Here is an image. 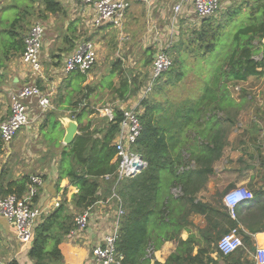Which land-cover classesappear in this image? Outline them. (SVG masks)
<instances>
[{
	"label": "trees",
	"instance_id": "trees-1",
	"mask_svg": "<svg viewBox=\"0 0 264 264\" xmlns=\"http://www.w3.org/2000/svg\"><path fill=\"white\" fill-rule=\"evenodd\" d=\"M253 4L261 8L263 16H253L247 25L238 28L226 40L224 36L228 22H214L209 17L201 21L199 30H194L199 47L203 48L201 55L212 53L218 45L222 52H218V66L212 86L203 91V97L192 110L183 109L178 117L164 122L161 118V103L155 101L151 104L148 99L141 102L144 108L139 115L141 131L131 150L141 156L146 166L136 175L119 179L117 174L119 160H115L114 141L123 119L122 111L113 109L112 119L108 121L104 117L105 126L99 130L97 127L92 128L94 120L88 116L97 112L90 108L89 103L85 102L82 106V98L70 101V118L77 122L79 133L62 148L58 179L66 177L77 192L72 194L69 202L61 200L58 207L40 217L36 223L28 249V257L34 264H61L60 245L76 230L75 217L91 209L101 198L112 196L113 192L120 198L124 210L115 244L116 251L123 257L120 264H149L153 252L166 241L176 245L163 264H254L249 259L255 250L250 235L240 234L243 247L235 252L223 255L218 251V240L237 223L221 204L220 198L214 202H202L196 196L212 175L213 163L222 156L228 136L226 130L237 123L236 115L232 116L230 109L233 105L236 110L242 108L240 103L233 104L231 97H228L227 87L221 86L219 82L244 81L248 77L257 78L264 74V0H255ZM64 13L65 9L59 0H10L0 8V87L5 79V62L20 57L24 50V28L29 19L33 16L46 19L48 15ZM75 28L70 23L67 31L74 32ZM64 42L68 45L64 52L70 53L78 41L75 42L73 37L66 34ZM260 52H263V58L257 59ZM56 58V66H59L60 54ZM176 64L181 65L174 58L172 65ZM117 69L114 64L111 74ZM68 75L73 76L71 79L75 81L72 88L74 92H84V98L88 99L95 92V88L89 84L79 87L86 80V74L73 71ZM182 76L183 72H178L177 80ZM105 85L121 101L136 95L142 88V85L136 84L135 78L127 76H121L118 85L112 81ZM219 112L225 118L219 119ZM54 116L53 110H49L45 116V121L52 118L49 119L50 131L44 137L55 144V131L61 123ZM175 126L184 132L193 129L194 135L185 133L182 140H176L172 137ZM199 140L202 144L198 145V149H186L185 144L180 145L185 149L184 152L172 145L184 141L188 146V143H199ZM191 162L194 163L193 167L190 166ZM8 179L6 172H1L0 198L9 194L22 197L32 184L30 174ZM173 188H180L181 194L175 196L171 192ZM39 195L40 188L33 197V205ZM249 206V215H264V190L256 192V200L249 202ZM193 215L202 216L204 221V226L198 228L196 233L189 228L193 224ZM183 230L189 233L185 240L180 236ZM154 264L159 262L155 261Z\"/></svg>",
	"mask_w": 264,
	"mask_h": 264
},
{
	"label": "crops",
	"instance_id": "crops-1",
	"mask_svg": "<svg viewBox=\"0 0 264 264\" xmlns=\"http://www.w3.org/2000/svg\"><path fill=\"white\" fill-rule=\"evenodd\" d=\"M59 1L64 7L65 12L70 19L69 21L77 20V18L69 14V12H76L78 17L86 15L90 16V19L85 21L89 31H93L99 28L91 26V19L93 16L92 6H87L79 0L80 3L83 5L79 3L80 8L77 9L76 0ZM222 1L223 2L221 3L220 10L215 14L214 18L215 21L218 23L228 22L226 27L233 26L234 24L237 26L240 25V27H242L244 25H247L249 23V19L253 16H263L261 14V8L257 7L256 5L254 6L253 3L255 0ZM130 2V7L133 4H141L135 1ZM186 7L187 9H185L182 13H192V9L190 8V6ZM54 21H56L55 17L50 20V23L54 24ZM201 21L198 22V25H201ZM61 22L64 23V19ZM124 22L125 15L123 24ZM237 26L233 28V31L237 28ZM66 27H68V25L66 26L65 23L64 28ZM103 27L105 31H107L108 28L111 29V27L113 26L105 24ZM96 31L99 34L97 38H100V36L104 34V32L101 30ZM262 45L264 47V39L262 40ZM95 47L97 51V46L95 45ZM163 50H166L167 52L168 47ZM68 54V52L64 51L60 53V55L63 56L62 66L64 65V58ZM256 58L262 59L263 52H260ZM151 66L152 67L150 74L152 73L153 69V65ZM8 67L6 68L8 69ZM11 68L12 72L7 71V73H4L5 79L2 86L0 87V94L6 92V96L2 102L5 105H0V123L3 122L10 113L11 95L26 83L34 82L35 85L42 92V95L47 96L50 101V104L47 107L40 106L39 98L36 96L31 97L29 99H25L23 101L25 103V106L27 107V112L29 116L28 124L20 129L23 130L19 138V150L23 151L20 159L21 161L25 159L24 162L21 163L23 167L30 169V167H26L27 164L36 161L35 157H38L37 155L35 156V153H33L31 150V147L33 145L31 137L37 138L38 135L40 136L41 133H44L45 136V134L50 131L49 119L52 117L45 121L46 114H43L47 113L53 108L61 112L60 115H57L56 117L54 116L56 120L58 119L61 121V125H59L57 127V130L55 131V135L57 138L55 142L57 143L54 144V141H52V143L48 140V142L50 143L49 145H51L54 150L53 155L49 157L47 162L44 161L40 164H37L33 169L35 172H32L30 174L31 177L39 175L43 180V184L40 187V195L38 201L35 204V206L41 211L40 217H42L54 209V203L56 201L60 202L61 200L65 199L67 202H69L72 194L77 192V189L69 184V181L66 177L58 179V161L60 159V153L62 152V148L65 146V144L62 142V139L65 135L64 124H66V122L71 119L70 110H68L69 103L70 101L82 98L81 105L83 106L85 102L87 103L88 97L84 98V92H74L72 88L73 85H75V81L73 80V78L71 79V77L73 76H70L68 74L64 79H57L55 82L52 83L54 85L50 87L45 77L43 67L42 71L38 75L32 76L27 73L26 68L21 64V62L19 68L14 66H11ZM54 72H56V70ZM88 76L89 75L87 73L86 80L82 84H79V87H84L85 85H88L90 83ZM37 81H39V86L36 84ZM9 83H12L13 85L11 86V89H7L9 87ZM219 84L221 86L225 85L227 87L228 97H231V99L233 100V104L240 103L242 105V108L239 111L235 109L234 105L231 109L230 107H228V110L230 109V111L232 112V116L236 115L235 118H237V123L235 126H232L226 130L228 136L225 139V145L222 151V156L213 163L212 175L209 177L206 186L202 188L196 196L197 200H200L202 202H214L220 197L221 204L227 210V207L223 202L224 194L229 189L239 185H243L248 188L253 193V199L242 201L237 205V207L235 208V221L237 223L236 227H238L240 234L250 235L254 240L256 248L257 245H264V215L258 214L251 216L248 214V208L250 207L249 202L253 203L256 200V192L258 190H264V74L257 78L251 76L244 81L238 82L220 81ZM45 87L47 88V90H45ZM93 87L95 88V95L94 93H91V95L93 94L94 96H96L97 92L101 91V88H103L102 85H99L98 87ZM104 87L105 89H107L106 86ZM141 90L143 89L141 88ZM139 92L136 95L128 97L126 101H121L119 98H117L118 108L128 109L134 107L138 101ZM107 109L111 110L109 108ZM102 110L100 111L101 116H103ZM37 111L39 112V114H41V118H39L37 113H35ZM92 116L93 115H89L88 117L92 118ZM223 116L224 114L222 112L218 113L219 119ZM223 118H225V116ZM44 123L48 127L46 130L42 129ZM104 126L100 125L98 127L96 126V122H94L92 128L97 127L100 130ZM168 129L171 128L169 127ZM185 133H187V135L190 133L192 134V136L194 135L193 129L190 128L185 130L184 135ZM0 142L2 145L8 146L11 141L9 143H4L0 137ZM196 143H198V141ZM199 143H202V141L199 140ZM1 144L0 153L1 151H4V146L2 148ZM179 149L182 152L185 151V149H182V146L176 148V150ZM183 155H185V153ZM190 166L193 167L194 163L191 162ZM188 168L189 166L186 167V169ZM23 174L29 173L17 171L15 172L14 176L9 179L14 180ZM210 181H212V183H209ZM216 189H220L219 194H215ZM171 192L176 196V194L180 193V188H173ZM116 203V200L111 195H109L101 198L91 209H89V222L87 228L80 231H73L61 243V264H98L95 257L93 256V248L97 244H99L105 231L109 228L117 209ZM191 219L193 224L189 225V228L193 233H196L198 228L204 226L203 217L200 215H193ZM188 234V231L183 230L180 236L183 240H185ZM175 245L176 244L172 241L164 242L157 251L153 252V257L152 259H150L149 264H154L155 261L159 262V264H163L166 258L174 251ZM29 247L30 246L21 247L20 243L17 240L14 225L11 222L7 221L0 214V254L3 253L5 256H7L5 258L6 261L4 264H8L11 261H15L17 262V264H34L33 260L28 257ZM196 249L197 248L195 247L194 253L196 252ZM1 259L2 256H0V261ZM250 260H253L252 256ZM1 264H3V262H1Z\"/></svg>",
	"mask_w": 264,
	"mask_h": 264
},
{
	"label": "rangeland",
	"instance_id": "rangeland-1",
	"mask_svg": "<svg viewBox=\"0 0 264 264\" xmlns=\"http://www.w3.org/2000/svg\"><path fill=\"white\" fill-rule=\"evenodd\" d=\"M9 1L0 0V8L5 6ZM176 2L177 0H153L150 6L133 4L125 11V22L122 28L111 27L107 31H105L104 25L93 31H89L85 21L90 19V16L78 17L76 12H69V14L77 18V20L72 21H69L70 19L66 12L64 14L48 15L46 19L33 16L25 26L24 34L27 33L30 26L34 23L39 22L45 26L46 31H44L40 56L43 71L50 87L54 85L52 83L57 79H64L67 75L63 71V56L60 55L61 63L59 66H56L55 63L58 60L56 55L63 52L65 47L68 46L64 42L66 34L69 37H73L75 42L83 39L91 41L97 46L98 59L94 67L88 72V78L89 84L95 87L102 84L103 88L97 92L96 96H94L95 93L94 95L92 94L87 99V103H89L90 108H93L97 112V114L92 116L91 120H94L98 127L100 125L104 126L106 121L105 116L100 115L102 109L106 107L111 110L118 108V97L108 89H105V84L112 81L113 84L118 85L121 76H127L131 79L135 78L136 84L142 85V88L145 87L150 77L152 60L155 53L168 47V56L172 61L174 58L179 60L181 65H172L166 71L169 72L171 70L166 76L162 74L146 98L151 101V104L155 101L161 103V118L163 117L164 122H168L178 117L183 109L189 108V110H192L203 97V91L212 86L215 79L213 76L218 66V55L222 52L220 45H218L212 53L201 55L203 48L199 47L198 37L194 33V30H199L201 25H198V21L193 13L184 12L175 15L173 5ZM79 3L80 1L76 0L77 9L80 8L81 3ZM214 16L210 18L215 22ZM54 17L56 19L55 23H50V20ZM63 19L64 23L61 22ZM65 23L66 26L74 23L76 25L75 31L68 32L67 27L64 28ZM236 26L234 24L233 26L226 27L225 40L240 28V25H238L233 31V28ZM96 30H101L104 34L100 38H97L99 34ZM150 57L151 61L148 62ZM114 64L118 69L112 75L111 70L114 68ZM19 65V56L18 58L9 59L5 62V66L9 67L8 69L5 68L4 72H12L11 66L19 68ZM55 70L56 72H54ZM178 72H183V76L177 80L176 75H178ZM8 86L7 89H11L13 85L9 83ZM45 90H47L46 87ZM0 95V105L4 106L5 104L2 102L6 96V92ZM52 110L56 109L53 108ZM143 110L144 108L142 107L141 112ZM35 113L41 118V114L38 111ZM60 114L61 112L54 111V115ZM47 128L46 125L42 127L43 130ZM22 131H18L8 146H4L0 142L1 147L3 148L4 146V151L0 153V171L6 172L8 178L13 177L17 171L29 174L35 172L33 170L34 167L44 161L47 162L54 152L52 146L49 145L50 143L45 140L44 133H41L40 136L38 135L37 138L31 137L33 141V143L31 142L33 144L31 150L38 157H35L36 161L27 164L26 167H30V169L23 167L21 163L25 159L21 161L20 157L23 151L19 150V138ZM173 134L172 137L174 139L182 140L184 130L181 131L180 127L175 126ZM182 144H185L186 149H188L187 147L198 149V145L202 143L190 142L187 146L184 141H180L172 145L173 148H177ZM209 183H212V181ZM219 190L216 189L215 194H219ZM0 256H2L0 264L1 262L4 264L7 256L3 253ZM249 257L251 258V256Z\"/></svg>",
	"mask_w": 264,
	"mask_h": 264
},
{
	"label": "built area",
	"instance_id": "built-area-1",
	"mask_svg": "<svg viewBox=\"0 0 264 264\" xmlns=\"http://www.w3.org/2000/svg\"><path fill=\"white\" fill-rule=\"evenodd\" d=\"M87 6H92L93 16L92 27H100L105 24L115 28H121L125 11L135 1L143 5H150L152 0H80ZM186 6H190L192 13L198 22L215 15L221 6V0H177L173 5L175 15L181 14ZM45 27L37 22L30 26L24 37V50L20 55V62L26 68L27 73L38 75L42 71L40 60L41 48L43 44ZM97 62V51L91 41L80 40L75 49L64 58L63 71L68 74L79 71L87 74ZM172 66V60L166 50H159L153 58V69L145 87L138 96V101L134 107L121 108L123 119L119 125V132L114 141L116 150L115 160H119L117 174L119 179L136 175L146 166L141 156L131 150L132 144L136 141L141 131L139 115L141 113V102L147 98L152 91L156 81ZM38 97L39 104L47 107L50 104L49 98L43 96L42 92L34 82L23 85L11 95L10 113L8 117L0 123V137L4 143H9L17 135L18 131L26 126L29 121L27 107L23 102L28 97ZM113 110L104 108L103 116L111 120ZM140 165V166H138ZM31 187L28 193L22 197L9 194L0 198V214L11 222L16 230L17 240L21 247L30 246L34 227L41 211L33 205V197L38 188L43 184L40 176L31 177ZM112 197L116 200L117 209L109 228L105 231L101 241L93 248V256L98 264H120L122 255L116 251V241L119 235L120 219L124 214L120 198L113 192ZM253 198V193L243 185L229 189L223 196V202L231 218L235 219V208L245 200ZM59 201L54 203V208L59 206ZM89 210L75 217L76 230L87 228L89 222ZM73 232V231H72ZM243 246V240L237 227L230 229L217 242V249L223 255H229ZM254 264H264V245H257L252 254Z\"/></svg>",
	"mask_w": 264,
	"mask_h": 264
},
{
	"label": "water",
	"instance_id": "water-1",
	"mask_svg": "<svg viewBox=\"0 0 264 264\" xmlns=\"http://www.w3.org/2000/svg\"><path fill=\"white\" fill-rule=\"evenodd\" d=\"M64 128H65V135L62 139V142L65 145H68L74 140L75 136L78 134V124L75 120H68L66 124H64Z\"/></svg>",
	"mask_w": 264,
	"mask_h": 264
},
{
	"label": "clouds",
	"instance_id": "clouds-1",
	"mask_svg": "<svg viewBox=\"0 0 264 264\" xmlns=\"http://www.w3.org/2000/svg\"><path fill=\"white\" fill-rule=\"evenodd\" d=\"M145 163H146V162H145ZM141 170H142V169H141ZM141 170H140V171H141ZM38 176H39V175H38Z\"/></svg>",
	"mask_w": 264,
	"mask_h": 264
}]
</instances>
